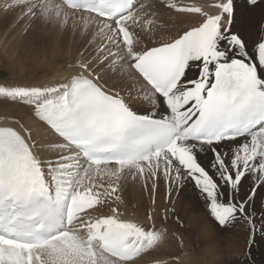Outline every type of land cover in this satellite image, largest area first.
Instances as JSON below:
<instances>
[{
	"label": "snow or ice",
	"instance_id": "obj_1",
	"mask_svg": "<svg viewBox=\"0 0 264 264\" xmlns=\"http://www.w3.org/2000/svg\"><path fill=\"white\" fill-rule=\"evenodd\" d=\"M20 19L94 25L96 55L54 87L0 84V97L29 106L47 138L24 124L0 126V264H140L164 233L125 218L121 181L163 175L190 181L214 226L245 220L264 187V0H215V12L161 0L197 23L141 47L158 18L142 0H12ZM119 72L136 106L110 80ZM210 154L212 173L201 163ZM48 156V159L44 157ZM251 179L248 191H243ZM183 190V183L180 189ZM171 197V188H169ZM153 203L155 200L153 199ZM147 219L151 220V213ZM264 229V225L261 226Z\"/></svg>",
	"mask_w": 264,
	"mask_h": 264
},
{
	"label": "rangeland",
	"instance_id": "obj_2",
	"mask_svg": "<svg viewBox=\"0 0 264 264\" xmlns=\"http://www.w3.org/2000/svg\"><path fill=\"white\" fill-rule=\"evenodd\" d=\"M142 2L145 4L154 3L155 9L153 10L157 11L158 15L162 14V16H166L167 18H173L172 21L174 19L176 20L162 28L160 34H162V36L164 35V37L176 27V23L181 24L183 27L184 25L187 27V25H191L190 23L200 19L198 13H194L195 16L193 18H189L188 14L180 16V18L175 17L172 14L175 13V10H168L161 7L160 0H142ZM174 2L178 6H197L191 0H174ZM6 3L11 4L12 0H0V84L46 86L50 82H46L45 80L54 79L53 76H51V73L54 74V70L57 73L66 68L78 69L75 67L78 60L85 57L91 60L92 57L96 55L95 49L97 44L94 45L92 49L90 48V50H88L89 52L87 51L88 53H85L83 50L86 43L83 42V40L81 41V38H85L86 35L75 38L73 27L67 28L66 26L64 28L65 31L62 29L61 32L58 28L59 24H55L56 27L58 26L57 28L53 25V29L50 27H46V29H51L49 32L52 34H49L50 44L54 46L55 43L57 45L56 49L60 51L53 55L49 53L45 54V51H42L40 47L36 46L37 42H41L42 40L37 39L38 23H40L41 20L30 22L27 18L20 19L21 15L27 11V5L14 7L5 11L4 5ZM203 10L215 12L207 8H203ZM93 27L95 26L93 25ZM168 28H170V30ZM76 29L75 31L78 34V28ZM56 31L61 35L58 36ZM62 34L64 39H59ZM153 34L154 33L150 32V30H146L141 44L147 43L150 45L159 40V37H154ZM54 38L58 40V42H55ZM61 40L63 41L60 42ZM43 65L53 68L51 73H47V77L43 75L44 71L41 69ZM110 83H118L119 87L124 89L122 94L125 95L134 106L140 103L137 99V91L132 87L131 81L120 77L119 72L110 80ZM50 86L54 87L55 85ZM26 107L29 106L19 102H11L0 97V118L3 117L4 119L2 118V120L6 119L14 124L16 123L15 126L24 124L33 130L35 136L37 135L36 138L45 140L48 135L45 126L42 122H38L33 117L32 112L28 111ZM44 158L48 159L49 157L45 156ZM120 183L121 187L118 194L121 196V200L115 203L110 201L109 205L99 209L106 211L110 207L120 206L119 208L124 211V213L129 212V216H134V219L138 218V220L135 219L136 222L138 221V223L145 225L146 228H152L154 225L156 230H160L164 233L162 241L154 250H151L149 254L143 257L140 261L141 264H264V244H262L264 229L261 227L264 225V213H256L258 218L254 222V227L245 220H238L226 226L213 225L212 229L215 231V242L206 243L204 245L193 244L194 234L191 228L187 227L185 224L181 212V204H179L178 208L174 206L177 196L172 190L176 182L170 185V188H172L171 197H169V195L161 196L158 193L159 188L164 191L168 185L162 174L160 179L156 182L157 188L154 195L151 192V181L148 182V189L144 188V181L133 180L131 176H128L126 180H122ZM244 189L245 185L243 187V190ZM153 199L155 203H153ZM139 200L140 203L138 202ZM256 200L255 203H258V199ZM200 201L205 213L204 217L206 214L210 217L208 207L202 196H200ZM151 204H156L155 208L158 211L155 223L152 221L153 218L151 220L147 219L149 213L152 215ZM166 204L167 206H165ZM254 206L256 207V205ZM165 212L167 214H165ZM168 212L171 213L169 214ZM94 213L95 212H93L92 215ZM198 215H200V213H198ZM206 219L207 218H205V222L209 224L210 221ZM160 255H162V257L163 255L166 256L163 258L164 260L158 259ZM182 258H185L186 261L182 260Z\"/></svg>",
	"mask_w": 264,
	"mask_h": 264
},
{
	"label": "bare ground",
	"instance_id": "obj_3",
	"mask_svg": "<svg viewBox=\"0 0 264 264\" xmlns=\"http://www.w3.org/2000/svg\"><path fill=\"white\" fill-rule=\"evenodd\" d=\"M161 1V0H160ZM184 1V0H183ZM193 3H195V5H197L198 7H201L202 9L203 8H207L208 10L210 11H216V9L214 7H212V3L215 2V0H191ZM53 3H61L60 1L58 0H53ZM180 3V2H179ZM183 3V2H182ZM236 4H237V11L238 13L239 12H243L245 9H246V0H236ZM261 8H264V5H260L258 8H257V12L259 13L260 9ZM26 9V8H25ZM146 11H153V9H146ZM166 14V13H165ZM175 17H179L180 16H184V14H178V13H172ZM195 16V14H188V17L189 18H193ZM173 18H167L166 16H162V14L158 15V18L156 19V22L154 25H151L149 26V29H150V32L154 33L153 36L154 37H159V40H163V39H167L169 36L171 35H174L175 32L179 29H182V28H186L185 25L184 27L181 25V24H178L176 23V27L170 32V28H168L169 30V34L168 35H164L162 36V34H160L161 30L163 27H166L167 25L173 23L174 21H176L175 19L172 21ZM199 20H196L195 22L193 23H190V24H195L197 23ZM39 24V28L37 29L38 30V37L37 39L41 40V42H37V45L38 47L41 48L42 51H45V54L49 53L50 55H53V54H57L59 53L58 51H60L59 49H56L57 45L54 43V46H52L50 44V40H49V33L51 31V29H46V27H50L53 29V23H45L44 21H40ZM58 25V24H57ZM59 26V27H58ZM57 27L59 28V30H61L62 32V29H64L65 27H60V25H58ZM174 26V25H173ZM188 26V25H187ZM56 27V25H55ZM56 27V28H57ZM68 27H73V33L75 34V38H79V37H82V36H85V38H81V41L83 40V42L86 43V46L84 48V52L86 53L88 50H90V48L92 49V47L96 44L99 43V39H97L94 43H91L90 44V41L93 40V36L96 32V28L92 26L91 30L88 31L87 33H85L84 29H83V25L81 24L79 27H74L73 26V23L71 20H69L68 24H67V28ZM37 28V27H36ZM76 28H78V31L79 33L77 34L75 30H77ZM67 30V29H66ZM58 31V30H57ZM56 31V32H57ZM65 31V29H64ZM77 31V32H78ZM167 31V29H166ZM55 32V33H56ZM60 32V31H59ZM58 34V32H57ZM52 35V34H51ZM56 35V34H55ZM61 35V34H58V36ZM66 35V34H64ZM92 37V38H91ZM36 38V37H35ZM63 38V34L61 37H59V39ZM91 38V40H90ZM51 39V38H50ZM64 39V38H63ZM32 40V38H31ZM39 40H36V41H39ZM55 40V38H54ZM53 40V41H54ZM90 40V41H89ZM34 41V40H33ZM52 41V42H53ZM58 42V40H55V42ZM63 40H61L60 42H62ZM158 41V40H157ZM32 42V41H31ZM51 42V43H52ZM31 44V43H30ZM145 44L147 43H144V44H141L140 46L143 47ZM32 45V44H31ZM153 44H150L149 46H152ZM40 50V49H39ZM31 52V51H30ZM41 52V51H40ZM89 52V51H88ZM87 52V53H88ZM79 59V58H78ZM43 64V63H42ZM41 69L44 71V76L47 77V73H51L53 70V68L51 66H41ZM79 71V69H75V68H72V69H63V70H60L59 72L56 73V71L54 70V74L51 73L53 76L54 79H47L45 80L46 82H50L49 84H47L46 86H50V85H57L59 83H63L65 81H67L72 75L76 74L77 72ZM50 76V75H49ZM46 84V83H44ZM51 87V86H50ZM136 95H137V92H136ZM28 111L31 112L30 108L29 107H26ZM34 117V116H33ZM3 118V117H2ZM2 118H0V126H9V125H13L15 126V124L13 122H10V121H7L6 119L5 120H2ZM4 119V118H3ZM34 119V118H33ZM13 121V120H11ZM30 121V120H29ZM28 121V122H29ZM18 124V123H17ZM18 126V125H17ZM35 138L37 137L34 136ZM39 137V135H38ZM212 159H211V155L210 154H202L201 155V163L208 169V171L210 173H212L214 170L211 168V164H212ZM173 176V180L174 182H176V185L174 186V189L172 190V192L177 196L176 198V203H174V206H176L177 208L179 207V204H181V212H182V216L185 220V224L187 227L191 228L192 230V233L194 234V238H193V241L192 243L193 244H200V245H204L206 243H210V242H215L214 240V229H212V222H211V218L207 216V214L205 215L204 217V210H203V207H202V204H201V201H200V196H199V190L198 189H194L192 183L190 181L187 180V177H184L183 181H180V180H176V177H175V173L173 172L172 174ZM183 183V190H179L180 189V185ZM251 179H249L248 181L245 182V189L243 191H248L249 189V186L251 185ZM169 184L166 186V190L162 191L160 188L158 189V193L163 196H167L169 195ZM258 199V203H255V200ZM257 201V200H256ZM140 203V200L138 201ZM156 205V204H155ZM155 205L154 204H151V211H152V218H153V222L155 223L156 222V216H157V209L155 208ZM256 205V207L254 206ZM167 206V204L165 205ZM120 207V206H119ZM118 207V210L120 213L123 214V216L125 218H128V219H132V220H135L138 218H135L134 219V216H129V212L127 213H124V211H122L120 208ZM161 210V209H160ZM180 210V209H179ZM110 211V208L107 209L106 211H102L100 209H98L97 212H95L93 214V216H96V215H99V214H107L109 213ZM166 211V210H165ZM170 211V210H169ZM249 211L251 212V214L255 217V221L257 220L258 218V215L256 213H264V187L262 188H259L257 193H256V196L252 202V205L250 206V209ZM161 212V211H160ZM169 213V212H168ZM171 213V212H170ZM169 213V214H170ZM198 213H200V215H198ZM165 214H167L165 212ZM131 215V214H130ZM161 216V215H160ZM159 216V217H160ZM137 217V216H136ZM264 217V215H263ZM205 218H207L206 220H209V224L205 222ZM138 222V221H137ZM211 223V225H210ZM171 228V227H170ZM221 228V227H220ZM238 228V227H237ZM173 229V227H172ZM196 229V230H195ZM216 230V229H215ZM235 235V234H234ZM218 237V236H217ZM238 244V243H237ZM262 244H264V238L262 239ZM157 257V256H156ZM160 258L158 259H163L165 258L166 256L163 255H160L158 256ZM187 258V257H186ZM188 259V258H187ZM164 260V259H163ZM182 260H185V258H182ZM181 260V262H182ZM216 260V259H215ZM223 260V259H222ZM160 261V260H158ZM232 262V261H231ZM141 264V263H140ZM226 264V263H225Z\"/></svg>",
	"mask_w": 264,
	"mask_h": 264
}]
</instances>
